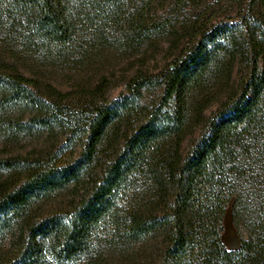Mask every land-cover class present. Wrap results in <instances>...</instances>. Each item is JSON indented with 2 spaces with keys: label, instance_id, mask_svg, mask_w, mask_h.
<instances>
[{
  "label": "trees",
  "instance_id": "1",
  "mask_svg": "<svg viewBox=\"0 0 264 264\" xmlns=\"http://www.w3.org/2000/svg\"><path fill=\"white\" fill-rule=\"evenodd\" d=\"M195 1L0 0L7 53L72 61L94 46L188 39L159 72L138 71L114 100L101 83L80 108L0 56V135L67 137L0 157V264H104L119 250L140 264H264V0L193 25ZM67 189L74 197L47 209ZM231 204L249 230L236 250L222 240Z\"/></svg>",
  "mask_w": 264,
  "mask_h": 264
},
{
  "label": "rangeland",
  "instance_id": "2",
  "mask_svg": "<svg viewBox=\"0 0 264 264\" xmlns=\"http://www.w3.org/2000/svg\"><path fill=\"white\" fill-rule=\"evenodd\" d=\"M237 2L236 0H196L193 5L188 7V10L191 9V24H201L211 18H213L212 22L235 20L233 18L236 17ZM168 4H171V1ZM158 7L160 15L170 17L173 6L166 5L164 9L161 8V5H157ZM171 17L175 21L178 19L177 17L183 18L177 12L172 13ZM175 25L181 32V23L175 22ZM173 39V35L168 34L162 37L160 41L146 44L141 48H131L121 43L94 46L92 49L89 48L87 54L74 57L72 61L55 59L54 62L34 58L28 52L19 53L18 49L7 53L5 43L0 41V56L11 61L19 60L22 71L27 76L39 79L42 90L61 92L68 98L69 103L80 108L82 104H88L87 96L101 83L106 86L104 91L106 99L114 100L124 92L126 83L138 71L159 72L187 46V38L178 39L175 43H172ZM159 95L160 91L157 89L153 93L147 94L146 100L152 102L158 99ZM217 106L216 102L212 103L205 109L204 114L206 116L213 115L212 113ZM200 132L199 126L193 127L192 131L189 132V137L185 141L186 150L194 138L200 135ZM66 141L67 137L60 128L51 132L37 130L31 135L9 140L0 135V157L18 154L38 155L58 146H63ZM74 193L75 190L73 191V189L58 193L57 198L47 206V209L59 207V205L72 199ZM226 211L223 220L222 240L227 249L236 250L240 247L241 241L249 237V230L245 222H242L239 227L234 224L232 204ZM104 254V264H140L138 258H128L127 254L120 250L105 251Z\"/></svg>",
  "mask_w": 264,
  "mask_h": 264
}]
</instances>
